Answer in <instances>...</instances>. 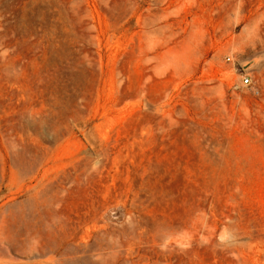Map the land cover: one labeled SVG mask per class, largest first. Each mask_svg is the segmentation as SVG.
<instances>
[{"label": "rangeland", "instance_id": "rangeland-1", "mask_svg": "<svg viewBox=\"0 0 264 264\" xmlns=\"http://www.w3.org/2000/svg\"><path fill=\"white\" fill-rule=\"evenodd\" d=\"M94 263L264 264V0H0V264Z\"/></svg>", "mask_w": 264, "mask_h": 264}, {"label": "bare ground", "instance_id": "bare-ground-1", "mask_svg": "<svg viewBox=\"0 0 264 264\" xmlns=\"http://www.w3.org/2000/svg\"><path fill=\"white\" fill-rule=\"evenodd\" d=\"M191 46H192V45H191ZM192 49H194V48H192ZM142 50H143V49H142ZM187 51H188V48H187ZM146 52H147V51H146ZM66 53H67V52H66ZM184 53H185V52H184ZM189 53H191V51H190ZM186 54H188V53H186ZM192 54H194V52H192ZM194 55H195V54H194ZM185 56H186V55H185ZM189 56H192V55H189ZM187 58H188V55H187ZM193 58H194V56H193ZM177 60H178V59H177ZM181 61H182V60H181ZM188 61H190V60H188ZM187 63H188V62L186 61V63H185V66H186V67H188V64H187ZM170 64H171V62H170ZM186 64H187V65H186ZM182 65H183V64H182ZM171 66H173V65L171 64ZM186 67H184V69H185ZM181 68H182V67H181ZM173 69H174V68H173ZM177 70H178V69H177ZM182 72H183V71H182ZM184 73H185V71H184ZM173 74H174V73H173ZM65 84H66V83H65ZM50 86H52V85H50ZM62 86H63V85H62ZM64 86H65V85H64ZM64 86H63V88L66 89V87H64ZM50 88H52V87H50ZM52 89H53V88H52ZM54 89H55V88H54ZM57 89H58V88H56L55 90H57ZM50 90H51V89H50ZM58 90H61V89L59 88ZM58 90H57V91H58ZM63 91H65V90H62L60 93H62ZM63 93H64V92H63ZM57 97H58V95H57ZM51 120H53V119H51ZM56 120H57V119H55V122H56ZM60 121H62V120H60ZM60 121H59V122H60ZM30 122H31V121H30ZM51 122H52V121H51ZM33 124H34V123H33ZM27 125H28V124H27ZM57 125H58V124H57V122H56V127H57ZM29 126H31V125H29ZM26 127H28V126H26ZM34 127H35V126H34ZM36 128H37V127H36ZM54 129H56V128H54ZM33 148H34V147H33ZM35 149H36V148H35ZM37 151H38V150H37ZM219 157H220V155H219ZM220 158H221V157H220ZM34 159H35V158H33V160H34ZM19 160H20V159H19ZM16 161H17V160H16ZM23 161H24V159H23ZM16 163H17V162H15V164H16ZM18 163H19V162H18ZM18 163H17V164H18ZM17 164H16V165H17ZM22 164H23V163H22ZM33 164H35V163H33ZM18 166H19V165H18ZM18 166H17V167H18ZM24 166H25V165H24ZM30 166L33 167L32 165H30ZM20 167H22V165H20ZM27 167H28V166H27ZM24 168H25V167H24ZM20 169H21V168H20ZM31 169H32V168H31ZM31 169H30V170H31ZM33 169H35V168H33ZM25 170H26V169H25ZM18 171H19V170H18ZM23 171H24V169H23ZM23 171H21V172L23 173ZM32 171H33V170H32ZM32 171H31V172H32ZM28 172H29V171H28ZM28 172H27V173H28ZM46 177H47V176H46ZM42 178H43V177H42ZM47 179H48V178H47ZM51 182H52V181H51ZM43 187H44V186H43ZM43 187H42V188H43ZM47 188H48V187H47ZM39 191H40V190H39ZM39 191H36V192H39ZM47 191H48V189H47ZM36 192H35V193H36ZM43 192H44V190H43ZM41 193H42V192H41ZM41 193H39L40 196H41ZM49 194H50V193H49ZM51 196H52V194H51ZM35 197H36V196H35ZM54 197H55V196H54ZM54 197H53V199H54ZM47 198H48V194H47ZM50 198L52 199V197H50ZM30 199H31V197H30ZM30 199H29V200H30ZM35 199H36V198H35ZM45 199H46V197H45ZM55 199H56V197H55ZM33 200H34V198H33ZM39 200H40V199L38 198V201H39ZM43 200H44V199H43ZM36 201H37V199H36ZM36 201H34V202H36ZM54 201H55V200H54ZM39 202H40V201H39ZM46 202H47V200H46ZM46 202H45V203H46ZM32 203H33V202H31V204H32ZM43 203H44V202H43ZM47 203H48V202H47ZM40 205H41V204H40ZM41 206H42V205H41ZM49 206H50V205H49ZM45 207H46V204H45ZM45 207H44V208H45ZM42 208H43V207H42ZM47 208H48V207H47ZM36 209H37V207H36ZM48 209H49V208H48ZM43 210H44V209H43ZM52 210H53V209H52ZM52 210H51V211H52ZM47 212H48V211H47ZM57 213H58V212H57ZM51 214H52V213H51ZM42 215H43V213H41V216H42ZM54 215H55V214H54ZM58 216H59V214H58ZM42 218H43V217H42ZM42 218H40V219H42ZM36 220H37V219H36ZM42 220H43V219H42ZM48 220H49V219H47V221H48ZM55 220H56V219H54V221H55ZM30 221H31V219H30ZM50 221H51V220H50ZM60 221H61V220H60ZM43 222H44V221H43ZM61 222H62V221H61ZM35 223H36V221H35ZM39 223H40V221H39ZM41 223H42V222H41ZM45 223H46V222H45ZM63 223H64V222H63ZM26 224H27V223H26ZM31 224H32V223H31ZM51 224H52V222L50 223V226H51ZM57 224H59V222H57ZM61 224H62V223H61ZM55 225H56V223H55ZM32 226H33V225H32ZM43 226H44V224H43ZM46 226L49 227L48 224H47ZM47 227H46V228H47ZM52 227H54V226L52 225ZM52 227H51V228H52ZM44 228H45V227H43V229H44ZM49 228H50V227H49ZM26 229H27V228H26ZM38 229H39V227H38ZM40 229H41V228H40ZM46 230H47L46 233H43V234L41 233L42 236H43V240H42V242H40V249L42 250L44 246H46V247L48 246V247H50V248L52 247V248H51V250H52V249H53V246L56 244V243H55L56 240L52 237V232H51V231H48V228H47ZM49 230H50V229H49ZM56 230H57V229H56ZM56 230H55V232H56ZM58 230H59V229H58ZM44 231H45V230H44ZM120 231H121V230H120ZM39 232H40V231H39ZM55 232H54V233H55ZM66 232H67V231H66ZM113 232H114V231H113ZM127 232H128V230H127ZM127 232H126V233H127ZM37 233H38V232H37ZM67 233H70V232H67ZM110 233H111V232H110ZM120 233H121V232H120ZM108 234H109V233H108ZM18 235H19V234H18ZM18 235H17V236H18ZM65 235H66V233H65ZM105 235H106V234H105ZM112 235H113V234H112ZM124 235H125V234H124ZM56 236H57V235H56ZM59 236H60V234H59ZM110 236H111V235H110ZM39 237H41V236L39 235ZM60 237L62 238V236H60ZM63 237H64V235H63ZM111 237H112V236H111ZM56 238H57V237H56ZM64 238H65V237H64ZM112 238H113V237H112ZM40 239H41V238H40ZM105 239H108V238L105 237ZM38 240H39V239H38ZM115 240H116V239H115ZM35 241H36V240H35ZM105 241H107V240H105ZM99 242H100V241H99ZM99 242H98V244H99ZM112 242H113V241H112ZM102 243H104V242L101 241L100 244H102ZM113 243H114V242H113ZM113 243H112V246H114ZM67 244L69 245V243H67ZM67 244H66V245H67ZM100 244H99V245H100ZM106 244L108 245L109 243H106ZM121 245H122V244H121ZM75 246H76V245H75ZM109 246H110V245H109ZM71 247H72V245H71ZM71 247H70V248H71ZM102 247H103V245H102ZM99 248H100V246H99ZM103 248H104V247H103ZM105 248H106V251H107V247H105ZM66 249L68 250V248H66ZM71 249H73V247H72ZM74 249H75V247H74ZM46 250H47V249H46ZM99 250H100V249H99ZM99 250H98V251H99ZM115 250H116V249H115ZM119 250H120V249H119ZM65 251H66V250H65ZM71 251H72V250H71ZM110 251H111V250H110ZM99 252H100V251H99ZM70 253H71V252H70ZM106 253H107V252H106ZM116 255H117V254H116ZM118 255H119V254H118ZM121 257H122V255H121ZM121 257H120V258H121ZM111 258H112V255H111ZM114 258H115V256H114ZM117 258H118V257H117ZM103 259H104V258H103ZM108 259H109V258H108ZM105 260H106V259H105ZM105 260H104V261H105ZM110 261H111V260H110ZM93 262H94V261H93ZM93 262H92V263H93ZM97 262H98V261H97ZM108 262H109V261H108ZM113 262H114V261H113ZM94 264H95V263H94ZM96 264H97V263H96ZM103 264H104V263H103Z\"/></svg>", "mask_w": 264, "mask_h": 264}, {"label": "built area", "instance_id": "built-area-1", "mask_svg": "<svg viewBox=\"0 0 264 264\" xmlns=\"http://www.w3.org/2000/svg\"><path fill=\"white\" fill-rule=\"evenodd\" d=\"M226 58L229 60L230 59V56H227ZM241 83L243 85H251V78H250V76L248 74L243 75L242 78H241ZM256 93H257V91H256Z\"/></svg>", "mask_w": 264, "mask_h": 264}]
</instances>
